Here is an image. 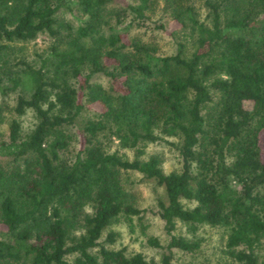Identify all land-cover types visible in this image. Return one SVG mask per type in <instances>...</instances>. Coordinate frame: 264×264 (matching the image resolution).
<instances>
[{"label": "trees", "instance_id": "obj_1", "mask_svg": "<svg viewBox=\"0 0 264 264\" xmlns=\"http://www.w3.org/2000/svg\"><path fill=\"white\" fill-rule=\"evenodd\" d=\"M76 9L74 26L66 12ZM143 28L170 35L174 53L131 35ZM44 35L48 49L31 62L26 47ZM12 94L0 264H150L100 243L120 219L145 212L129 173L166 192L160 264L199 249L175 234L180 226L223 228L236 262L264 264V0H0V96ZM27 111L36 122L24 134ZM7 118L0 104V124ZM114 141L135 157L112 151ZM157 142L178 153L179 171L143 159Z\"/></svg>", "mask_w": 264, "mask_h": 264}, {"label": "rangeland", "instance_id": "obj_2", "mask_svg": "<svg viewBox=\"0 0 264 264\" xmlns=\"http://www.w3.org/2000/svg\"><path fill=\"white\" fill-rule=\"evenodd\" d=\"M71 12L73 14L69 11L66 12V18L74 26H77V19L73 15H78L79 13L77 9ZM170 23H168V29L171 31L176 30L177 26ZM130 32L133 37L139 34L155 44L160 50L159 54H173L175 51L173 38L162 31L156 30L152 32L151 29L147 30L143 28L132 29ZM49 42V39L45 35L31 42L26 47L28 59L31 62H36L38 60L37 56L43 54L48 49ZM100 81H107V79L101 78ZM15 101V94L7 97L0 96V104L4 108V115L8 117L4 123L0 124V147L3 143L9 141L10 120L15 117L12 111L16 103ZM209 110L213 111L211 107H209ZM94 113V110L86 109L82 114V120L85 121L93 117ZM20 121L24 134L31 131L36 122L32 111H27L24 116L20 117ZM69 132L75 136L77 134L76 129ZM110 146L112 151H119L121 155H127L129 159L135 157L133 152L122 149L118 141H114ZM73 147L77 148L76 140L73 141ZM1 154L2 151H0V161L13 165L10 159L3 158ZM150 156H158L160 158L161 167L166 174L179 171L181 168L178 153L165 142L148 144L143 159H148ZM124 179L127 188L134 195L135 206L145 212L141 216L134 217L131 220L127 218L120 219L119 222L113 224L112 227L104 232L100 243L109 250L126 249L128 254L140 253L150 264H160L170 243V237L165 231L164 221L160 217V203L167 204L166 192L164 188L156 184V181L145 180L135 173L125 175ZM185 204L189 207L191 206L188 203ZM110 233H114L116 236L113 243L108 241ZM175 234L197 242L200 247L189 253L175 250L174 264H239L228 254L226 248L228 233L223 228L202 227L194 235L186 227L180 226ZM6 237L7 235L0 231V239ZM150 239H156L162 245V248L150 246L148 244ZM74 258L75 256H71L68 259L69 261H73ZM260 259L264 262V241L261 247Z\"/></svg>", "mask_w": 264, "mask_h": 264}]
</instances>
